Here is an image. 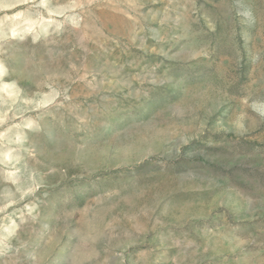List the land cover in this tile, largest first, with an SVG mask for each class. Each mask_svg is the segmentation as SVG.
Listing matches in <instances>:
<instances>
[{"label": "rangeland", "instance_id": "rangeland-1", "mask_svg": "<svg viewBox=\"0 0 264 264\" xmlns=\"http://www.w3.org/2000/svg\"><path fill=\"white\" fill-rule=\"evenodd\" d=\"M0 264H264V0H0Z\"/></svg>", "mask_w": 264, "mask_h": 264}]
</instances>
